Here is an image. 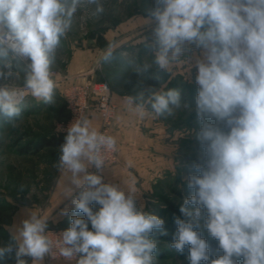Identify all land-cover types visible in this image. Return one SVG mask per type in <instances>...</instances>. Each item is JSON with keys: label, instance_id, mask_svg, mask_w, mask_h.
Returning <instances> with one entry per match:
<instances>
[{"label": "clouds", "instance_id": "1", "mask_svg": "<svg viewBox=\"0 0 264 264\" xmlns=\"http://www.w3.org/2000/svg\"><path fill=\"white\" fill-rule=\"evenodd\" d=\"M82 3L95 5L97 16L105 11L101 0H0V119L15 125L24 89L46 105L55 103L52 66ZM152 5L143 47L153 58L134 74L144 77L154 65L153 78L161 80L174 64H187V74L197 69L194 107L180 90H157L143 80L141 91L128 97L140 117L149 108L165 118L184 108L199 125L194 140L200 155L185 164L190 195L179 209L184 219L175 218L169 247L178 254L187 247L189 264H264V0H152ZM114 59L109 49L102 61ZM15 60L26 64L23 88L5 83L20 72ZM116 145L87 117L72 122L59 146L57 167L66 170L70 199L60 215L72 211L85 218L72 215L70 227L54 242L48 220L32 212L0 245V259L14 252L16 264H28L24 257L36 264L58 251L67 261L77 258L76 264H159V241L153 237L169 234L164 219L138 208L133 192L104 182L103 153ZM205 232L222 255L210 258Z\"/></svg>", "mask_w": 264, "mask_h": 264}, {"label": "rangeland", "instance_id": "2", "mask_svg": "<svg viewBox=\"0 0 264 264\" xmlns=\"http://www.w3.org/2000/svg\"><path fill=\"white\" fill-rule=\"evenodd\" d=\"M101 3L105 11L99 16L94 14L95 5L82 3L73 18L71 30L61 39L51 72L66 76L68 80L56 83L55 103L46 105L42 100L29 96L23 100L22 115L16 119L14 126L6 119H0V245L15 235L21 222L32 212L48 220L47 231H63L70 227L71 216L53 222L52 217L46 214L48 191L57 170V164L48 165L50 160L57 161L59 158V146L67 134L64 124L70 116L63 94L66 87L72 83H90L92 92L88 111L94 109L100 97L95 91L96 84L105 82L117 103V95L128 98L141 91L142 80L157 90L178 89L183 99L190 102L191 107L195 106L197 85L194 78L197 69L194 67L187 74V64L171 65L161 80L153 78L157 71L154 65L144 77L134 74L135 67L151 64L153 58L143 47L145 36L150 35L146 17L147 10L153 6L152 0H101ZM109 49L114 52L115 59L104 63L102 58ZM13 66L20 72L5 83L23 85L26 64L15 60ZM147 112L149 125L143 126L147 140L138 155H133L134 161L142 162L141 173L135 172V182H131L132 185L125 191L137 196L138 208L165 221L169 234L162 236L157 232L153 237L159 241V264H189L188 249L178 254L169 245L177 228L175 218L184 219L179 209L184 198L190 195L184 179L187 175L185 164L200 155L199 145L194 140V130L199 125L195 113L190 114L184 108L174 109L173 115L166 118L155 116L150 108ZM43 136H63V139L60 144L42 146L40 141ZM89 171L96 172L92 168ZM92 207L96 211L99 205L93 204ZM76 216L85 218L83 213ZM203 235L209 243L210 258L222 255L218 242L208 237L206 232ZM24 259L28 264H34L31 258ZM57 260L67 261L65 258L51 260L50 256H46L44 261L36 264H58ZM76 260L74 257L61 264H76ZM0 264H16L15 253L0 259Z\"/></svg>", "mask_w": 264, "mask_h": 264}, {"label": "crops", "instance_id": "3", "mask_svg": "<svg viewBox=\"0 0 264 264\" xmlns=\"http://www.w3.org/2000/svg\"><path fill=\"white\" fill-rule=\"evenodd\" d=\"M117 99L118 110L112 132L113 136L116 137L120 144L118 162L106 167L102 175L104 176L106 183L119 185L125 190L128 186L130 187L132 185L131 182H135L133 179L135 172H138V174L141 173L139 168L142 167V162L134 161L133 155H138V152H140L141 148L144 146L143 144H145L147 136L143 133V126L145 124L149 125V123L146 121V118H148V112H146L143 117H140L133 110L134 106L128 103V98L117 95ZM86 117L91 121L92 128H98L100 124V116L93 108L88 111ZM53 161L54 160H50L48 166L51 167L54 164H58V160ZM55 173L56 175L54 179H52L53 182L48 191L49 199L46 204V214L52 217L53 222H58L64 217L75 214L77 215V213L70 211L67 216L60 215V210L62 208L66 206L70 207V199L65 197L68 194V189L65 185L67 173L66 170L59 169L58 167ZM99 207H97V210H99ZM64 262L66 263L67 261H56L58 264Z\"/></svg>", "mask_w": 264, "mask_h": 264}, {"label": "built area", "instance_id": "4", "mask_svg": "<svg viewBox=\"0 0 264 264\" xmlns=\"http://www.w3.org/2000/svg\"><path fill=\"white\" fill-rule=\"evenodd\" d=\"M25 63V62H23ZM52 78L55 80L56 83L59 82H66L68 79L66 76H61L56 73L51 72ZM23 88V85L13 86ZM25 96L23 100H26L29 96H31L30 92L27 89H24ZM95 91L99 93V100L97 104L94 106V109L99 113L101 117V124L97 131L112 136L111 129L114 123L117 103L113 98V95L105 82L99 83L95 85ZM92 92L90 83L86 84H78L72 83L63 91L64 97L67 101V108L70 112L69 120L67 123L64 124V130L70 126L72 122L78 119L80 116L86 117L87 111L90 107V94ZM117 141V140H116ZM104 160H105V167L111 166L118 162L119 156V144L117 142L116 150L108 151L103 153ZM96 171L95 168H92ZM47 233L49 238L52 239L54 242L59 239L57 235H59L62 230L57 229H50ZM51 260L53 259H61L58 251L51 253L50 255Z\"/></svg>", "mask_w": 264, "mask_h": 264}, {"label": "trees", "instance_id": "5", "mask_svg": "<svg viewBox=\"0 0 264 264\" xmlns=\"http://www.w3.org/2000/svg\"><path fill=\"white\" fill-rule=\"evenodd\" d=\"M63 136L55 138V137H45L43 136L42 140L40 141L42 146H47L48 144H60L62 142ZM186 249H188L186 247Z\"/></svg>", "mask_w": 264, "mask_h": 264}]
</instances>
